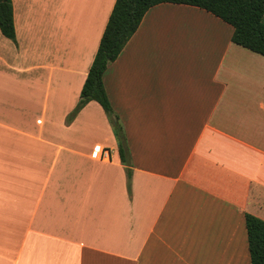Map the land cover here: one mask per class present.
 I'll list each match as a JSON object with an SVG mask.
<instances>
[{
  "label": "crops",
  "instance_id": "crops-1",
  "mask_svg": "<svg viewBox=\"0 0 264 264\" xmlns=\"http://www.w3.org/2000/svg\"><path fill=\"white\" fill-rule=\"evenodd\" d=\"M80 1L12 0L16 40L0 31V264H251L246 214L264 220V56L200 8H151L103 77L129 188L101 106L65 124L116 0ZM168 12L204 29L169 44L155 27ZM50 92L45 136L36 108ZM101 148L110 160L94 157Z\"/></svg>",
  "mask_w": 264,
  "mask_h": 264
},
{
  "label": "trees",
  "instance_id": "trees-1",
  "mask_svg": "<svg viewBox=\"0 0 264 264\" xmlns=\"http://www.w3.org/2000/svg\"><path fill=\"white\" fill-rule=\"evenodd\" d=\"M164 3L193 6L214 15L233 28V43L264 56V0H116L79 101L69 117L74 119L92 101L101 106L117 139L129 188L132 169L127 138L106 93L103 77L136 33L147 12ZM0 31L4 37L16 40L12 0H0ZM246 227L251 264H264V220L246 214Z\"/></svg>",
  "mask_w": 264,
  "mask_h": 264
},
{
  "label": "rangeland",
  "instance_id": "rangeland-1",
  "mask_svg": "<svg viewBox=\"0 0 264 264\" xmlns=\"http://www.w3.org/2000/svg\"><path fill=\"white\" fill-rule=\"evenodd\" d=\"M59 1V0H57ZM64 3H70V2H78L80 0H62ZM66 1V2H65ZM82 2V1H80ZM85 2V1H84ZM88 5V3H86ZM70 5V4H69ZM88 11L91 13V10H89V7H91V5L89 4L88 6ZM191 17V18H190ZM204 24L202 23L201 19H196L195 17L189 16L187 17L186 15H182V14H178V13H174V12H168L165 16H162L159 21L157 22V24L155 25V27L158 29V32H162V35H166L169 36V40L168 43L169 44H174V43H178L180 45H187L189 44L186 40L184 39L186 38L185 36H183L182 34H188L190 38H192V31L196 30V31H202L204 29ZM232 28V27H231ZM184 30L189 29V31H185L182 32ZM233 31V28H232ZM182 33V34H179ZM160 33L158 34L159 37ZM176 36H178V39L176 38ZM178 72H180L181 74L184 75H188L190 74V67L184 66L183 68V72L178 70ZM42 99L40 100V103L38 105V107L36 108L39 109V118L37 119V125H41V124H45V136L47 133V127H48V120L50 119L49 116H44L45 112H44V105L45 102H47L48 107L52 108V101H53V94L52 92H50V94H44L42 97ZM50 108V110H51ZM42 116H43V120H42ZM116 117H113V120H115ZM74 119H72L71 117H69V115L67 116L66 119V125H69ZM125 131V129H124ZM126 134V133H125ZM127 138V137H126ZM58 139L63 140V136L61 134V136L58 135Z\"/></svg>",
  "mask_w": 264,
  "mask_h": 264
},
{
  "label": "built area",
  "instance_id": "built-area-1",
  "mask_svg": "<svg viewBox=\"0 0 264 264\" xmlns=\"http://www.w3.org/2000/svg\"><path fill=\"white\" fill-rule=\"evenodd\" d=\"M94 157L100 160H110V151L107 148H101L99 151L93 153Z\"/></svg>",
  "mask_w": 264,
  "mask_h": 264
}]
</instances>
